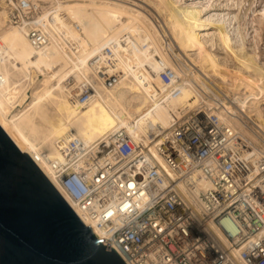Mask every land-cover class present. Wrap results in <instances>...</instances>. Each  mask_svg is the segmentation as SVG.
<instances>
[{
	"label": "bare ground",
	"instance_id": "bare-ground-1",
	"mask_svg": "<svg viewBox=\"0 0 264 264\" xmlns=\"http://www.w3.org/2000/svg\"><path fill=\"white\" fill-rule=\"evenodd\" d=\"M4 1L0 0V125L87 226L94 225L78 211L55 171L64 159V149L75 139L91 147L110 133L125 130L135 143L151 147L164 165L154 143L184 116L214 108L220 97H230L239 106L225 104L233 113L229 119L233 128L259 142L256 132L246 124L248 120L264 136V65L238 41L240 31L233 26L236 15L214 14L204 19L193 5L175 7L173 1L168 2L167 25L180 53L166 43L162 55L138 16L129 19L110 3L41 0L50 6L34 13L33 0H19L17 6L13 0L10 4ZM22 1L26 8L19 9L21 17L15 22L12 13ZM10 5L15 8L7 17ZM25 16L30 18L25 20ZM212 21L227 27L240 63L232 71L228 92L221 84L217 86L220 95L211 91L207 81L219 77L222 82L228 80L224 77L228 68L225 62L203 42L202 28ZM34 30L46 40L44 45L36 47L31 41L29 34ZM207 36L213 49L216 37ZM97 63L106 76L116 75L119 81L109 87L97 72ZM167 69H175L182 76L176 75L169 82L164 76ZM38 75L43 80L35 85ZM83 84L93 90L85 103L78 98ZM245 86L251 91L241 102L239 95ZM14 108L20 109L11 117ZM253 118L258 126L250 120ZM152 133L157 135L155 140ZM211 227L219 234L213 224ZM92 230L103 240L99 230Z\"/></svg>",
	"mask_w": 264,
	"mask_h": 264
},
{
	"label": "built area",
	"instance_id": "built-area-1",
	"mask_svg": "<svg viewBox=\"0 0 264 264\" xmlns=\"http://www.w3.org/2000/svg\"><path fill=\"white\" fill-rule=\"evenodd\" d=\"M26 4L13 11L15 22ZM29 37L36 47L46 42L36 30ZM95 65L109 87L119 81ZM164 76L176 79L172 69ZM92 91L83 84L79 100ZM233 102L220 97L174 124L153 145L164 165L121 129L64 149L55 166L61 186L126 264H264V136L248 120L259 142L231 126L225 104Z\"/></svg>",
	"mask_w": 264,
	"mask_h": 264
},
{
	"label": "water",
	"instance_id": "water-1",
	"mask_svg": "<svg viewBox=\"0 0 264 264\" xmlns=\"http://www.w3.org/2000/svg\"><path fill=\"white\" fill-rule=\"evenodd\" d=\"M102 243L0 125V264H86L82 244Z\"/></svg>",
	"mask_w": 264,
	"mask_h": 264
},
{
	"label": "rangeland",
	"instance_id": "rangeland-1",
	"mask_svg": "<svg viewBox=\"0 0 264 264\" xmlns=\"http://www.w3.org/2000/svg\"><path fill=\"white\" fill-rule=\"evenodd\" d=\"M17 6L19 0H13ZM100 3H110L113 7L120 9L124 14L128 15L129 19L134 14L138 16V22L143 27L145 32L150 36L154 46L160 51L162 55L165 54V49L168 45L176 52L180 53L178 44L175 41L173 35L170 33V29L167 25L169 21V12L167 11V3L173 1L174 6H188L193 5L197 10L201 11V16L206 19L214 14L222 15H236L237 19L234 21L235 27L239 28L240 35L238 41L242 43L249 53H254L257 60L264 65V0H98ZM5 4H10V0H5ZM33 4L34 13L42 11V7L50 6V3L43 2L41 0L31 1ZM15 8L10 5L6 10L5 16L9 17L10 11ZM17 17V16H15ZM26 20V19H25ZM205 34L204 45L218 58L220 61L226 64L225 80L221 79L207 80L211 91L220 95L217 86L221 84L224 92H228L230 87V78H234L232 73L235 66L240 65L236 59V53L233 49L232 43L228 34V29L220 21L207 22L202 28ZM207 34H214L215 47L212 49L209 37ZM189 57H187L188 60ZM222 59V60H221ZM225 59V60H224ZM186 60V58H185ZM227 60V61H226ZM230 68V69H229ZM229 69V70H228ZM177 76L181 77L182 74L173 70ZM230 73V74H229ZM36 74L34 71L31 73V77L34 78ZM229 77V78H228ZM39 80H43L42 76L38 75L35 78V85H38ZM29 81L26 80V83ZM225 95V94H224ZM226 98V97H225ZM81 102V101H80ZM236 107L235 102H233ZM239 107V106H238ZM236 107V108H238ZM20 108H14L10 111L11 117L15 115ZM234 109V108H233ZM257 123L253 119H250Z\"/></svg>",
	"mask_w": 264,
	"mask_h": 264
},
{
	"label": "snow or ice",
	"instance_id": "snow-or-ice-1",
	"mask_svg": "<svg viewBox=\"0 0 264 264\" xmlns=\"http://www.w3.org/2000/svg\"><path fill=\"white\" fill-rule=\"evenodd\" d=\"M109 215L111 214L109 213ZM82 251L88 256L86 264H117L112 251L105 248L95 249L88 245L86 240L82 244Z\"/></svg>",
	"mask_w": 264,
	"mask_h": 264
}]
</instances>
